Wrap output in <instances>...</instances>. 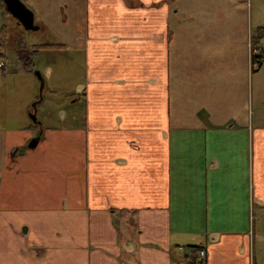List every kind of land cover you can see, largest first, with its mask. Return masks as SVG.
Here are the masks:
<instances>
[{"label":"crops","instance_id":"crops-1","mask_svg":"<svg viewBox=\"0 0 264 264\" xmlns=\"http://www.w3.org/2000/svg\"><path fill=\"white\" fill-rule=\"evenodd\" d=\"M21 2L46 37L32 53L76 55V124L61 110L37 147L76 142L36 178L19 140L34 126L0 123V264H191L202 249L205 264H264V39L246 2ZM8 15L0 0V36Z\"/></svg>","mask_w":264,"mask_h":264},{"label":"rangeland","instance_id":"rangeland-1","mask_svg":"<svg viewBox=\"0 0 264 264\" xmlns=\"http://www.w3.org/2000/svg\"><path fill=\"white\" fill-rule=\"evenodd\" d=\"M243 1L246 2L245 13L248 14V19L251 20L253 16L254 21L256 20L264 26V0H253L255 6L252 11L253 14H251V6L249 4L251 0ZM257 5L259 8H257ZM239 6L240 8L243 7L242 2L239 3ZM2 23L6 26L7 38L6 46L2 50L3 55L0 58V62L6 64V70L0 73V123L2 125H21V127L34 126L19 135L21 144L28 147L31 140L37 138L40 133L42 135L43 131L44 137L48 136L45 128L61 129L63 127L59 119L61 110H64L70 116L65 123L67 127L76 124V119H71V112L78 110L73 97L76 77V55L71 52L57 50L49 53H39L35 56L33 72H26L22 61L33 51V48L29 46L46 43V37L43 36V32L29 31L22 25L18 26L12 15L5 17ZM262 38L264 39V36ZM262 65L263 68L259 75V79L261 78L259 89L256 91L254 99H251V109L255 112L258 110L264 115V61ZM47 68H52L53 70L51 79H46L45 77L47 76ZM254 68L258 71L259 64L254 62ZM37 72L40 73V76L36 74ZM256 96H258V99ZM33 114L36 116L37 123L31 118ZM39 123L40 125H38ZM52 137L54 140L52 142L53 147L51 145L48 147V144H45V142L49 143L48 139L41 142L36 149H27L25 151L30 156L28 158L30 162H22V167L24 168L25 165L26 167L35 166L36 178L45 176L43 171L48 167H45V164H57L59 170L63 152H68L69 155L75 153L74 144L76 140L71 133L64 135L57 133ZM60 144H68V147L61 149ZM48 148L49 151L47 150ZM44 154L49 156L48 162H45L47 160H44ZM42 166L45 168L43 169ZM67 166L69 174H75L73 169L75 166L74 162H68ZM46 170L48 171V169ZM57 174H60V172ZM50 175L49 177L46 176L45 179H57L55 172H50ZM23 176L25 175L23 174ZM53 185L57 186V180ZM54 191L59 192L58 189H54Z\"/></svg>","mask_w":264,"mask_h":264},{"label":"water","instance_id":"water-1","mask_svg":"<svg viewBox=\"0 0 264 264\" xmlns=\"http://www.w3.org/2000/svg\"><path fill=\"white\" fill-rule=\"evenodd\" d=\"M6 11L11 14L20 25H22L26 30L37 32L39 26L35 24L34 14L30 9H28L21 0H3ZM40 76V73H36ZM42 79V78H41ZM44 86V82L42 81ZM31 118L37 123L36 116L33 114ZM40 141V137H37L31 141L28 145L29 149H35Z\"/></svg>","mask_w":264,"mask_h":264},{"label":"trees","instance_id":"trees-1","mask_svg":"<svg viewBox=\"0 0 264 264\" xmlns=\"http://www.w3.org/2000/svg\"><path fill=\"white\" fill-rule=\"evenodd\" d=\"M257 32H258L257 39H262V37L264 36V26L259 27ZM6 37H7L6 36V28L4 27V28H2L1 36H0V58L3 55L2 50H3L5 43H6ZM41 48H43V47L41 46ZM36 55H38L37 49L33 53H31L27 58L25 57V60L22 61L23 67H24L26 72H29V73L33 72L34 61H35ZM254 60L256 63L259 64V66H261L263 64V61H264V55L259 56V57L255 58ZM195 249L199 250L200 248L195 247ZM194 261L195 260H193L191 262V264H195Z\"/></svg>","mask_w":264,"mask_h":264},{"label":"built area","instance_id":"built-area-1","mask_svg":"<svg viewBox=\"0 0 264 264\" xmlns=\"http://www.w3.org/2000/svg\"><path fill=\"white\" fill-rule=\"evenodd\" d=\"M253 58H257L259 56L264 55V46H253L252 50ZM6 70V64L4 62H0V73L4 72ZM207 258V252L206 250L202 249L199 251L198 257L195 259L194 263L195 264H205Z\"/></svg>","mask_w":264,"mask_h":264}]
</instances>
